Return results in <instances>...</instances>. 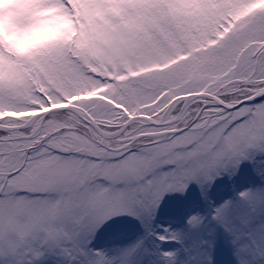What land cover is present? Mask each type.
<instances>
[{
    "label": "snow or ice",
    "instance_id": "1",
    "mask_svg": "<svg viewBox=\"0 0 264 264\" xmlns=\"http://www.w3.org/2000/svg\"><path fill=\"white\" fill-rule=\"evenodd\" d=\"M256 177L211 201L232 264H264V0H0V264H137L99 233Z\"/></svg>",
    "mask_w": 264,
    "mask_h": 264
},
{
    "label": "rangeland",
    "instance_id": "2",
    "mask_svg": "<svg viewBox=\"0 0 264 264\" xmlns=\"http://www.w3.org/2000/svg\"><path fill=\"white\" fill-rule=\"evenodd\" d=\"M241 181L248 183H243L242 187ZM256 181L253 184L247 178H234L231 181L219 180L210 191L209 202H204L199 189L192 186L184 197L178 194L167 197L154 220L141 222L132 217L118 218L115 223H111L99 233L94 244L103 251L112 253L117 249L134 245L143 239L148 251L147 255L142 252L138 256L137 264H165L162 257L164 251L178 252L181 264H207L205 259L207 253L203 248V242L215 240L214 252L208 249L209 252H212L214 264H232V255L227 239L219 232L216 236L210 235L211 228L214 226L211 223V201L219 202L225 198H236L238 193L258 187L259 177H256ZM198 199H201V204L186 206ZM197 214L206 216L208 219L200 228L192 229L187 220ZM146 229L153 235H149ZM164 229H170L177 233L181 242L161 243L155 234H164ZM48 264H63V261L58 257H51Z\"/></svg>",
    "mask_w": 264,
    "mask_h": 264
},
{
    "label": "trees",
    "instance_id": "3",
    "mask_svg": "<svg viewBox=\"0 0 264 264\" xmlns=\"http://www.w3.org/2000/svg\"><path fill=\"white\" fill-rule=\"evenodd\" d=\"M198 204H201V199H198L197 201L190 202L186 206H192V205H198Z\"/></svg>",
    "mask_w": 264,
    "mask_h": 264
},
{
    "label": "bare ground",
    "instance_id": "4",
    "mask_svg": "<svg viewBox=\"0 0 264 264\" xmlns=\"http://www.w3.org/2000/svg\"><path fill=\"white\" fill-rule=\"evenodd\" d=\"M243 183H248V182H245V181H241V182H240V184L242 185V187H243Z\"/></svg>",
    "mask_w": 264,
    "mask_h": 264
}]
</instances>
